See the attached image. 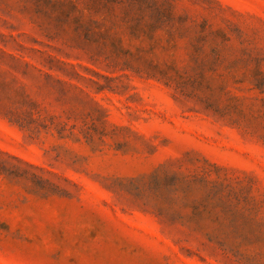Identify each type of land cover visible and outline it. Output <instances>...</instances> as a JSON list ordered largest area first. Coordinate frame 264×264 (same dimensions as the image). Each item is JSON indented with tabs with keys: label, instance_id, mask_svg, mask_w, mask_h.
I'll return each mask as SVG.
<instances>
[{
	"label": "rangeland",
	"instance_id": "obj_1",
	"mask_svg": "<svg viewBox=\"0 0 264 264\" xmlns=\"http://www.w3.org/2000/svg\"><path fill=\"white\" fill-rule=\"evenodd\" d=\"M0 264H264V0H0Z\"/></svg>",
	"mask_w": 264,
	"mask_h": 264
}]
</instances>
